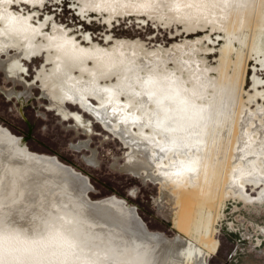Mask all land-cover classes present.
<instances>
[{
    "label": "bare ground",
    "instance_id": "6f19581e",
    "mask_svg": "<svg viewBox=\"0 0 264 264\" xmlns=\"http://www.w3.org/2000/svg\"><path fill=\"white\" fill-rule=\"evenodd\" d=\"M17 1L21 10L15 4L10 5L11 0H0V60L12 55L14 48L18 49L5 64L9 76L20 75L24 69L21 63L26 58L30 57L33 62L48 55L45 68L53 70L49 82L56 90L52 100L60 106L64 120L71 121V127L83 132L86 138L94 131L92 119L106 132L118 136L128 149L127 163L121 169L143 181L161 185L162 202L168 203L175 214L179 232L174 240L159 232L151 233L126 203L115 197L91 201L76 194L68 206L70 211L90 223L127 232L135 252L147 249L146 241L159 243L149 249L154 255L152 264H196L203 250L211 251L218 244L215 222L221 196L232 191L245 197L243 183L264 184V172L258 166L260 159L264 161V128L256 121L253 132H259L260 136L255 140L246 129L254 116L247 111L242 117L244 67L240 66L242 77L236 82L240 85L236 98L231 99L226 93L229 83H235L233 75L238 76L230 74L233 64L236 71L240 64L244 66L256 55V65L264 68V24H257V19L264 21V0H256L255 8L254 0H228V6L224 0H161L160 3L158 0H80L81 15L105 14L108 23L118 16L140 18L145 15L164 20L182 18L197 25L211 19L215 22L226 19L228 38L216 72L218 78H210L202 67H195L197 72L189 69L180 58V69L187 70L188 80L187 74L182 76V71L168 69L170 63L165 66L166 60L159 54L145 60L132 48L125 53V48H116L115 55L107 57L92 51L85 38L70 40L62 28L54 33L55 42L51 41L47 34L49 18L39 19L37 24L33 21L38 19L37 12L25 10V6L34 8L47 0ZM243 25L252 32H249L244 61L241 62V52L234 61L233 39ZM44 39L54 43L45 44ZM189 46L179 47L178 53L186 55L192 66H196L200 61L195 57L197 50ZM90 63H95L96 67L90 68ZM116 80L119 83L114 85ZM26 84L27 89L33 87ZM211 84H214L212 100L208 95L212 92L209 91ZM256 85L264 87L263 82L257 81ZM7 91L9 96L14 92L13 89ZM19 96L17 93L15 97ZM257 111L261 115L263 109ZM255 135L258 134L255 132ZM72 147L82 152L91 150V155H84V159L94 166L99 165L98 153L87 139L79 140ZM5 149L8 152L3 159L24 160L22 151L0 140V150ZM236 162L238 167H234ZM187 165L193 170H187ZM56 175L69 188L82 190L80 175L74 172ZM208 196L214 204L207 203ZM258 199H264V189Z\"/></svg>",
    "mask_w": 264,
    "mask_h": 264
},
{
    "label": "rangeland",
    "instance_id": "374dc122",
    "mask_svg": "<svg viewBox=\"0 0 264 264\" xmlns=\"http://www.w3.org/2000/svg\"><path fill=\"white\" fill-rule=\"evenodd\" d=\"M224 3L227 6L229 4L228 0H224ZM12 4L21 10L17 0H11ZM80 5V0H47L34 8L25 6V10L37 12L35 15H38V19L33 20L37 24L39 19L49 18L48 22L51 23L47 34L51 41L55 42L54 33L62 28L70 40L85 38L91 44L92 51L107 57H113L116 48H125L124 53L132 48L145 60L162 55L166 60L165 66L170 63L168 69L182 71V76L187 74L186 80L189 76L186 69H180V58L185 65L188 64L189 69L205 68L210 78H218L219 73L216 72L228 38L226 19H218V22L211 19L206 24L197 25L194 21L186 22L182 18L164 20L145 15L140 18L118 16L108 23L105 14L89 12L86 16L81 15L78 9ZM257 24H264L262 18L257 19ZM249 32L252 31L247 25L237 30L233 39L232 60L236 61L237 53L241 52V62L244 61ZM54 42L48 43V39H44L45 44ZM183 46L197 50L195 57L200 61L196 66H192L186 55L184 57L178 53L179 47ZM14 51L0 60V140L10 142L14 148L22 151L24 160L3 159L8 150H0V261L6 264L23 259L34 260L39 264H152L154 255L149 249L159 246V243L146 241L149 247L135 252L128 241L127 232L90 223L72 213L68 206L73 203L76 194L91 201L115 197L126 203L148 231L162 233L169 240H174L179 228L171 207L162 202L161 185L143 181L121 169L127 163L128 149L118 136L111 131L106 132L102 125L97 124V120L92 119L94 131L89 138L71 127V121L64 120L59 111L60 106L52 100L56 90L49 82L53 70L45 68L48 55L44 54L41 60L33 62L30 57L26 58L21 63L24 67L21 72L23 76L21 73L14 78L9 76L5 64L18 49L14 48ZM255 56L244 66L240 64L236 71L233 69L235 65L231 66L230 74L238 76L233 75L235 83H229L226 93L231 99L236 98L240 87L236 82L242 77L240 66L244 67L242 117L247 111L254 116L246 129L257 140L260 135L257 131L258 135H255L253 128L257 122L264 128V87H258L256 82L264 83V68L256 65ZM89 66L96 67L95 63ZM120 78L117 80L120 81ZM117 80L114 85L119 83ZM26 83L33 87L27 89ZM213 85L209 89L212 92H208L211 100L214 96ZM7 89L14 90L12 95H8ZM15 93L20 96L15 97ZM258 108L263 109L261 115ZM84 139L97 151L98 166L84 159V155H91V150L82 152L72 147V144ZM263 164L264 161L260 159L258 166L262 172ZM238 166L236 162L234 167ZM69 172L82 177V190L75 191L57 178L56 174ZM170 184L175 190L174 183ZM242 185L245 197L232 191L221 196L217 208L219 215L215 222L218 244L211 251L203 250L196 264H264V199H258L264 184ZM209 198L207 203L214 204Z\"/></svg>",
    "mask_w": 264,
    "mask_h": 264
},
{
    "label": "snow or ice",
    "instance_id": "6c2138e0",
    "mask_svg": "<svg viewBox=\"0 0 264 264\" xmlns=\"http://www.w3.org/2000/svg\"><path fill=\"white\" fill-rule=\"evenodd\" d=\"M163 151V149H162ZM187 170L192 171L193 169L191 168L190 165H187ZM177 175H179V173H177ZM0 264H6V262L0 261ZM12 264H39V262L34 261V260H30V259H23V260H17L12 262Z\"/></svg>",
    "mask_w": 264,
    "mask_h": 264
},
{
    "label": "water",
    "instance_id": "95a60500",
    "mask_svg": "<svg viewBox=\"0 0 264 264\" xmlns=\"http://www.w3.org/2000/svg\"><path fill=\"white\" fill-rule=\"evenodd\" d=\"M21 112H22V108H21ZM25 142V140L23 139V142L22 143H24Z\"/></svg>",
    "mask_w": 264,
    "mask_h": 264
}]
</instances>
